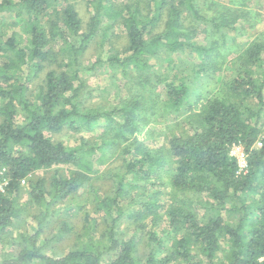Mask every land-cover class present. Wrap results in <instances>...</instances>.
<instances>
[{"label": "trees", "instance_id": "16d2710c", "mask_svg": "<svg viewBox=\"0 0 264 264\" xmlns=\"http://www.w3.org/2000/svg\"><path fill=\"white\" fill-rule=\"evenodd\" d=\"M76 1L0 0V13L23 17L20 31L0 32V244L8 243L7 229L28 205L38 207L30 215L34 229L13 237L11 249L0 255V264H264V43L257 41L245 49L225 90L196 115L195 126L171 135L164 152L151 151L136 137L145 118L139 114L146 111L144 104L121 99L111 108L88 107L81 101L85 87L81 73L104 64L123 73L146 72L152 68L150 57L159 51H205L192 42L198 22L210 23L219 32L237 28L204 13L200 0L119 4L84 0L90 12L84 26ZM112 27L124 34V48L85 64L82 57L89 42L100 35V41L106 38L108 43ZM168 76L154 73V84L165 90L163 106L169 112L180 111L189 81ZM100 122V144L81 138L66 146L51 138L64 129L88 131ZM119 144L134 156L124 160L121 173L113 174L112 194L92 191L94 211L102 216L105 228L99 231L97 220L86 214L72 249L60 256L44 253L40 237L52 207L91 180L94 162H103L106 146ZM234 144L246 154L244 173L237 172L230 154ZM167 158L173 164L166 174L171 198L181 193L191 197L161 206L155 196H131L137 182L146 180ZM52 168L49 181L32 178L37 171ZM63 169L67 175L61 174ZM128 175L134 183L125 180ZM22 181L28 188L25 202L20 201ZM161 207L175 238L165 255L155 259L160 241L150 232V251L143 261L136 238L124 237L119 225L128 219L141 228L142 220L157 216ZM194 208L204 213L199 215ZM234 214H238L234 223L224 216ZM69 230L62 224L58 235ZM222 240L227 249H222Z\"/></svg>", "mask_w": 264, "mask_h": 264}, {"label": "rangeland", "instance_id": "374dc122", "mask_svg": "<svg viewBox=\"0 0 264 264\" xmlns=\"http://www.w3.org/2000/svg\"><path fill=\"white\" fill-rule=\"evenodd\" d=\"M113 1L119 4L132 0ZM140 1L145 3L147 0ZM200 3L204 13L218 17L219 21L225 19L229 25H233L237 29H223L219 32L210 23L198 22L197 34L192 42L204 47L206 50L203 52L193 48L174 53L159 51L155 56L150 57L149 62L152 68L146 72L128 71L123 73L117 66L104 64L92 71L81 73L85 82V87L81 91V101L88 107L111 108L121 99L129 101L139 99L144 104L146 111H141L139 114H144L145 118L141 126L142 130L136 137L151 151L162 150L164 152L168 147L167 140L171 135L189 129L190 125L195 126L192 121L197 118L196 115L201 112L210 99L225 90V82L234 76L245 49L257 41L264 43V0H200ZM75 8L85 26L90 16L86 2L84 0L76 1ZM22 20L23 17L17 18L10 11L0 13V32L20 31ZM106 23L108 20L105 17L102 18V24L105 26ZM108 31H110L108 43L106 38L101 42L100 35L89 42L82 57L85 64H91L98 56H104L109 50L120 52L124 48L126 41L122 31L117 27H112ZM197 70L199 72L196 74ZM154 73L169 75V79L174 77L188 79L189 94L186 97V104L180 111L169 112V109L163 106L166 93L161 85L154 84ZM194 75H196L195 79L192 78ZM145 78H149V81H145ZM102 125L103 123L100 122L88 131L83 129L76 132L64 129L59 133L51 134V138L61 141L66 146L76 145L81 138L100 144L101 138L98 135L103 130ZM123 146L124 144L115 147L113 145L106 146L103 162H94L96 172L91 180L71 197L52 207L53 210L44 224L40 237L44 253L60 256L72 249L77 244V236L82 232L86 214L93 221L97 220L99 231L105 228L102 216L94 211L92 191L97 190L99 194L103 195L112 194V187L116 182V177L113 174L121 173L124 160L134 156V153L126 154ZM256 146L258 147L259 144L256 143ZM171 167L173 164L167 158L163 165L155 167L154 173H151L146 180L138 181V188L132 189L130 195L141 198L137 196V193H141L145 199L155 196L161 206L168 204L173 206V204H179L178 202L184 197H191L189 193H181L172 196L173 199L171 198L172 192L171 188L167 186L166 176L167 169L170 170ZM54 169L37 171L32 175V178L43 177L49 181L54 174ZM63 170L61 174L67 175L68 170ZM125 180L134 183L131 175L125 177ZM27 191V182L22 181L20 201L25 202L29 199ZM247 197L250 198V196ZM201 199L205 198L201 197ZM194 209L196 212L198 211L199 215L204 213L200 209ZM37 211L36 205H28L21 217L7 229L6 237L10 238L8 243L0 244V255L3 251L11 249L13 237H16L17 233L31 232L34 229L35 221L31 219L30 215ZM237 215L224 216L234 223ZM142 221L143 227L136 228V224L124 219L119 225V230L126 238H136L138 255L143 261L150 251L149 233L157 235L160 243L154 250V257L158 259L170 249L175 233L168 225L162 207L158 209L157 216L148 215ZM62 224H66L70 230L58 235ZM221 247L227 249V243L223 240Z\"/></svg>", "mask_w": 264, "mask_h": 264}, {"label": "built area", "instance_id": "2783aa9c", "mask_svg": "<svg viewBox=\"0 0 264 264\" xmlns=\"http://www.w3.org/2000/svg\"><path fill=\"white\" fill-rule=\"evenodd\" d=\"M259 144V143H258ZM231 156H233L237 163V172H245L247 167L246 154L243 147L239 144H234L230 150Z\"/></svg>", "mask_w": 264, "mask_h": 264}]
</instances>
